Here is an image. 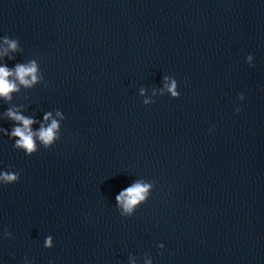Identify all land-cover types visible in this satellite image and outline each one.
Segmentation results:
<instances>
[{
  "label": "water",
  "instance_id": "1",
  "mask_svg": "<svg viewBox=\"0 0 264 264\" xmlns=\"http://www.w3.org/2000/svg\"><path fill=\"white\" fill-rule=\"evenodd\" d=\"M4 37L3 62L41 79L0 115L65 119L31 156L0 133V168L20 173L0 185V264H264V0H0ZM136 180L149 197L121 217Z\"/></svg>",
  "mask_w": 264,
  "mask_h": 264
},
{
  "label": "clouds",
  "instance_id": "2",
  "mask_svg": "<svg viewBox=\"0 0 264 264\" xmlns=\"http://www.w3.org/2000/svg\"><path fill=\"white\" fill-rule=\"evenodd\" d=\"M18 42L15 39L8 37L2 38L0 42V100L5 102L11 101L12 94L18 92L20 87L29 88L34 86L41 79L39 73V65L35 60L27 63H17L13 67H9L3 62V58L8 55L9 51L17 50ZM11 59V57H9ZM254 56L249 53L245 57V63L250 67L253 66ZM177 80L173 76L163 77V86L160 89L163 94L165 91L171 98H177L180 93L177 90ZM145 93L144 88L139 89V94L143 96ZM155 95V91L153 92ZM239 101L244 100V95H238ZM154 103L151 97L143 100V104L148 106ZM234 111L238 113L240 108L236 106ZM6 117L13 122L11 130L0 128V133L7 135L13 139V147L22 151L26 156H31L40 147L45 149L51 147L57 140L60 139V122L65 119V115L60 111H55V116L52 112H45L41 120L34 117L22 114L21 110L15 106L7 108L0 118ZM39 124L38 129H33V124ZM20 173L6 168H0V185L12 184L19 180ZM152 184L136 180L130 185L121 188L114 196L115 204L119 210L121 217H130L134 214L136 209L145 203L151 192ZM4 236L11 237V233L4 229ZM53 246V236L46 235L43 239V247L51 248ZM159 248L164 245L158 244ZM25 264H28L26 259ZM49 264H53L52 261ZM129 264H135V259H129ZM145 264H153L151 258L145 260Z\"/></svg>",
  "mask_w": 264,
  "mask_h": 264
}]
</instances>
